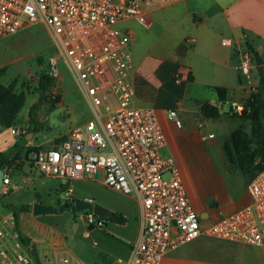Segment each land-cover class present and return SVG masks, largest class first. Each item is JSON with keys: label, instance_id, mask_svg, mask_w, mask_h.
<instances>
[{"label": "built area", "instance_id": "1", "mask_svg": "<svg viewBox=\"0 0 264 264\" xmlns=\"http://www.w3.org/2000/svg\"><path fill=\"white\" fill-rule=\"evenodd\" d=\"M171 1L0 0V40L42 25L53 49L48 75L59 78L64 66L92 113L58 144L32 152L35 168L67 182L100 174L107 189L138 204V232L128 257L118 259L119 264H161L169 251L202 233L247 246L264 245V167L247 182L250 202L203 228L176 161L165 152L158 109L135 105L132 36L119 23L134 19L148 28L147 8ZM240 72L248 76L249 57L241 62ZM232 107L241 114L243 105ZM166 116L182 126L176 109H168ZM9 182L10 175L3 173L2 185ZM86 223L101 227L103 219L91 211ZM59 261L82 264L67 253ZM0 264H34L8 210H0Z\"/></svg>", "mask_w": 264, "mask_h": 264}, {"label": "crops", "instance_id": "2", "mask_svg": "<svg viewBox=\"0 0 264 264\" xmlns=\"http://www.w3.org/2000/svg\"><path fill=\"white\" fill-rule=\"evenodd\" d=\"M146 12L151 22L148 28L144 27L147 29L146 32H142L140 29L135 32L133 25L136 20L134 19L119 23V27L130 32L132 36L131 50L135 76L137 71L148 68H151L154 74L161 61L171 60L179 63L178 73H180L181 79H185L188 72H190L192 80L186 83L183 97L178 108H176L182 120L180 128L173 126V122L167 118L166 111L168 109L155 107L154 100L150 103H143L136 96L135 105L154 106L158 109L159 121L167 141L165 152L175 159L189 199L199 214L201 226L205 228L210 223L205 224L204 219L209 217L214 220L220 219L222 216L230 214L250 202V196L246 190L249 178L246 179V176L241 172L228 171L222 167L221 163L223 160L221 159L220 162V160L218 161L214 157L209 156L201 141H198L200 149L192 152L191 146L193 142L191 137L196 132L194 126L197 124L198 119L196 112L199 111V106L203 102H209L220 109V104H216L220 102L215 91L216 87H224L232 91L230 96L225 99L226 101L234 97H240L245 100L250 92L257 87L259 81L258 66L260 65L256 64L254 54L257 53L261 57L263 61L261 65L264 69V0H174L169 3L155 2L147 8ZM247 42L250 43L255 53L249 50ZM148 52H152L150 57L154 61L151 58H147L149 56ZM245 57L250 59L251 71L246 77L242 76L240 72V65ZM159 86L160 82L158 88ZM196 88L198 90L193 92L192 89ZM203 88H213L215 94L213 96L201 95L198 92ZM232 103H235V101H231ZM223 113L224 111L220 109V116L214 118L221 125H223L222 121L225 122ZM183 120L185 121L184 127ZM224 126L226 128V125ZM237 127L236 125L229 129L227 125V129H229L228 136ZM207 134L214 137L212 133ZM18 135L19 132H17L15 127L4 129L0 126V151L10 152L17 142ZM207 140L205 139L204 141L210 142ZM182 148L185 149L182 150ZM191 157H194L196 167L199 164L198 176L192 172L194 175L193 181L186 168V163L192 166ZM202 166L205 169L203 171L204 174L201 175ZM36 171L38 172L37 169ZM17 172L15 171L10 176L12 180L16 178L15 181L10 179L9 184L13 182V185H0V210L12 211L9 205L21 206L29 204L32 207L34 202L51 206L50 201L56 197L51 195V193L53 190L60 188L61 185L58 187L56 185L50 186L44 190L40 185L45 179H61L49 177L40 172H38L40 175H35V177H25L24 175L20 177L16 175ZM195 176L199 177V184ZM93 180V178L86 177L69 181L71 187L68 186L69 182L66 181L63 187L68 186V190L72 192L74 191V183ZM99 184L107 189L100 179ZM25 187L31 188V193L33 194H29V197L25 199V203L20 202L18 204L19 198L23 196L19 192ZM109 191L122 197L124 201L129 202L134 207V211L129 213L113 203L102 205L106 208L109 205L116 207L119 210L118 212L123 213L127 217V222L123 225L109 223L105 227H95L109 228L112 235H116L119 238L116 240L120 251L117 255L100 254L101 264H119L117 262L118 259L124 260L128 257L130 244L138 232V204L132 198ZM37 194L39 197H37ZM208 199H213L216 202L215 207L211 208L208 206ZM28 213L33 216L31 211H19L15 218L20 234L22 230L19 228L18 221L20 217L23 215L27 216ZM86 225L88 227L87 223ZM94 229H89L88 227L84 231L83 237H87L89 231ZM22 233L25 234L23 231ZM229 242L231 241L202 233L193 241L169 251L162 258L161 264H264V245L253 247L238 242H231L237 243V246H232ZM26 244L34 264H36L35 256L41 264H45L41 260L44 259V256L41 255L42 258H40L39 255H35V247L29 242H26ZM63 252L82 264H88L83 262L79 255L76 257L65 250ZM52 253L53 256L51 255L49 261L47 260L48 264H60V257L57 258L59 251L52 247Z\"/></svg>", "mask_w": 264, "mask_h": 264}, {"label": "rangeland", "instance_id": "3", "mask_svg": "<svg viewBox=\"0 0 264 264\" xmlns=\"http://www.w3.org/2000/svg\"><path fill=\"white\" fill-rule=\"evenodd\" d=\"M133 26L135 32L138 29L142 32L147 31V29L137 21H134ZM51 53H53V49L51 47L50 38L45 28L40 24H36L0 40V68H5L1 81L4 84L13 82L14 89L25 94V103L18 114V119L14 126L17 132H19L17 143L23 146L18 158V169L16 170L18 171L16 175L20 177L22 175L25 177L40 175L31 161L33 151L28 152L26 155L28 149L33 150V148L54 146L65 137L66 133H68L71 128L85 123L92 117L91 110L82 96V93L78 90L72 75L62 65L60 66V77L53 80V85L47 92L48 100L45 102L38 101L39 92L37 89V82L42 71L48 72V57ZM151 53L152 52H148V59L151 58ZM38 58L43 59L42 64L38 62ZM250 73L251 71L249 74ZM241 75L246 77V75ZM135 78L137 98L141 99L143 103L152 102L157 95L159 84L152 73V69L148 68L137 71ZM192 90L194 92V90L198 89ZM199 91L198 93L206 96H213L215 94L213 88H203ZM55 96H58L60 100L59 102H55L54 107H52L51 102ZM233 100L236 104L243 105L244 99L242 100L240 97H234L228 99V101L225 100L224 102L220 101L216 103L218 105L220 104V109L224 111L223 116L225 122L222 121L223 125L218 123L219 121L216 119L209 120V118L202 117L199 111L196 112L198 118L197 124L194 126L196 132L192 134L191 139L193 144L191 146L192 149L191 147L190 149L192 152L198 151L200 149L198 141H201L203 146L207 149L209 156L214 157L218 161L220 160V162L221 159L223 160L221 163L222 167L228 171L235 170L241 172L246 176V179H248L250 174L243 173L236 163H229L222 151L221 143L228 138L227 133L230 128L236 125L241 127L244 131H248L249 128L248 121L241 118L239 113L233 112L231 104ZM33 104L37 105L32 113H30V107ZM31 117L35 122V131L30 129ZM224 125H226V128ZM227 125L229 129H227ZM173 126L175 125L173 124ZM184 126L185 121L183 120V127ZM207 133L214 134V137L209 136ZM28 134L30 135L27 138ZM203 137L210 142L204 141L205 139H203ZM183 149L185 148H182V150ZM191 161L192 166L186 163V168L193 181L194 175L197 174L198 176L199 174V164L197 167L195 166L194 157H191ZM204 169L205 167L202 166L201 175L204 174ZM93 179L94 180L90 182L74 183V191L72 192L68 190L69 187H71L70 182V184L68 183L69 187H63L66 184V180L64 179L43 180V183L40 185L43 190L50 186L53 187L56 185L58 187L61 185L60 188L53 190L51 193V195L56 196L50 201L51 206L56 208L57 205L64 203L70 204L71 206L64 208L61 212L55 211L53 213H44L35 216H31V213H28V217L26 215L20 217L18 225L20 230L25 233L23 234L21 231V234L27 242L35 247V255H39L40 258H42L41 255L44 256V259H41L43 263L45 262V264H48L51 255L53 256L52 247L53 249L55 248L56 251H59L57 258L64 255L65 253L63 250H65L66 252H70L73 256L78 257L79 255L82 261L88 264H101L102 260L100 254L117 255L120 251L117 247L116 240L119 238L116 235H112L109 228H95L89 231L87 237H83L84 231L88 228L86 225L87 213L85 211L87 209L81 212H76L72 209V205H74L73 200L79 198L101 205L113 203L115 206L123 208L129 213L134 211V207L129 202L124 201L122 197L110 192L99 184L100 174H96ZM197 179L199 184V177H197ZM15 180L16 178L14 180L11 179V181ZM9 185H13V182ZM19 194L23 196L19 198L18 204H20V202L25 203V199L29 197V194L33 193H31V188L25 187L21 189ZM207 204L209 207L213 208L216 202L213 199H208ZM107 208L111 211H119L112 205H109ZM213 220L214 219L209 217L208 219H204V223L211 224L218 219ZM229 243L232 244V246H237V243Z\"/></svg>", "mask_w": 264, "mask_h": 264}, {"label": "trees", "instance_id": "4", "mask_svg": "<svg viewBox=\"0 0 264 264\" xmlns=\"http://www.w3.org/2000/svg\"><path fill=\"white\" fill-rule=\"evenodd\" d=\"M249 50L253 53L254 50L250 43L247 42ZM180 50V48H179ZM181 51V50H180ZM40 64L43 63L42 58H38ZM179 63L171 60H163L155 69V76L160 82V86L157 91V95L154 99V105L157 108L162 109H176L183 97L186 83L192 80L191 73L189 72L185 79H180L181 75L179 71ZM5 68H0V126L4 129L14 127L16 125L18 114L25 103V94L23 92L16 91L14 84H4L1 81L2 74ZM259 81L258 85L250 92L249 96L243 102V110L240 117L248 121L249 131H244L241 127L233 129L228 138L222 143V151L231 164L236 163L241 171L245 174H250L249 179L253 177L257 170L264 167V69L263 66H258ZM179 79V82H177ZM54 78L50 77L48 73L42 71L40 73L37 89L39 92V102H45L48 100L47 92L53 85ZM217 98L219 101L224 102L227 97L230 96L232 91L227 90L224 87L215 88ZM60 98L55 96L51 102L54 107L55 102H59ZM37 104H33L30 107V113L34 110ZM199 113L204 118H217L220 116V109L209 103L203 102L199 106ZM30 129L36 130L35 122L30 118ZM22 144L15 143L13 149L10 152L0 151V169L3 173H8L10 176L16 171L18 167L17 160L19 158L20 151L22 150ZM27 150L26 155L30 151ZM32 161V160H31ZM37 197L38 194H37ZM74 201V200H73ZM71 206L64 203L56 206L57 211H63L64 208ZM13 215L17 216L19 211H31V205L24 204L21 206L9 205ZM72 209L75 211L74 205ZM86 213H90L91 210H85ZM103 225L105 227L109 223H115L123 225L127 222V217L118 211H110L107 217H102ZM89 229H94L96 224H88ZM22 241L27 242L22 236ZM35 263L41 264L38 258L35 256Z\"/></svg>", "mask_w": 264, "mask_h": 264}, {"label": "water", "instance_id": "5", "mask_svg": "<svg viewBox=\"0 0 264 264\" xmlns=\"http://www.w3.org/2000/svg\"><path fill=\"white\" fill-rule=\"evenodd\" d=\"M254 59L257 65H261L263 63L261 57L255 53L254 54ZM30 134L27 135V138L29 137ZM2 175H3V170L0 169V185L2 184ZM74 208L76 212H81L85 209L91 210L93 213V216L95 218L101 216V217H107L109 215L110 210L104 206H102L99 203H91L87 200L83 199H75L74 200ZM56 209L49 206L45 205L40 202H34L32 204V209L31 212L33 215H39V214H44V213H53L55 212Z\"/></svg>", "mask_w": 264, "mask_h": 264}]
</instances>
